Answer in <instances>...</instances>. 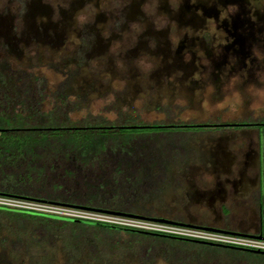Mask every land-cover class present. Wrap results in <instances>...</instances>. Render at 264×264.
<instances>
[{"label":"rangeland","instance_id":"rangeland-1","mask_svg":"<svg viewBox=\"0 0 264 264\" xmlns=\"http://www.w3.org/2000/svg\"><path fill=\"white\" fill-rule=\"evenodd\" d=\"M175 3V0H0V60L36 75V80L29 82L30 93L36 98L40 87L42 109L52 107L54 91L65 80L67 99L75 101L66 104L65 113L72 119L97 114L113 119L120 112L130 116L120 120L122 123L143 124L159 119L177 124L126 127L123 132H113L115 140L100 154L105 163L99 171L104 168L102 173L107 174L112 170L107 163L119 153L123 156L124 175L134 174L128 166L131 158H149L157 165L158 181H150L143 191L114 175L118 182L125 183V193L137 195L143 199L144 207L149 205L155 212L148 216L172 219L174 214L182 215V221L194 223L198 217L209 218L206 193L218 183L229 192L226 197L231 211H235L227 217L229 226L257 233L254 231L259 223L257 204L264 228V124L235 128L185 126L181 121L195 122L209 117L208 121L216 122L219 117L240 115L233 120L263 122L264 88H250L241 99L233 87L223 90L212 84L194 86L189 80L191 75L181 77L180 67L173 61L176 56L173 23L181 20L177 18ZM164 40L165 46L161 45ZM256 129L261 139L259 146ZM79 151L88 152L85 148ZM257 157L260 185L254 191ZM230 161H233L231 173L215 177L214 172L228 166ZM63 162L51 156L41 176L46 179L54 175L64 183L71 182V178L77 183V177L86 174L84 168L89 166L77 161ZM240 163L241 201H238L231 194L230 182L236 179ZM134 212L145 215L140 209ZM191 216L195 219L189 220ZM215 224L211 225L222 227ZM89 232L81 227H47L25 219L11 220L0 213V264H202L196 256H207V264H248V260L261 264L259 259L241 260V256L228 261L217 257L212 248L193 247L191 252V243L171 248L160 242L130 239L125 233L111 235L113 247L96 241L95 250L81 249L83 257L72 253L68 249L70 241L86 247L83 238ZM70 252L74 254L72 259ZM93 252L99 256L97 260L90 258ZM215 258L220 259L213 263Z\"/></svg>","mask_w":264,"mask_h":264},{"label":"trees","instance_id":"trees-1","mask_svg":"<svg viewBox=\"0 0 264 264\" xmlns=\"http://www.w3.org/2000/svg\"><path fill=\"white\" fill-rule=\"evenodd\" d=\"M35 78H37L36 75L30 71L19 67L12 68L8 63L0 60V194L125 212H134L140 209L145 215L155 214L149 205L144 207L143 199L138 198L137 195L125 193V183L122 180L118 182L119 180L114 178V175L120 176L123 180H129L131 186L135 185L141 191L146 190L148 183L152 180L157 182L160 176V173L157 174L156 172L157 165L153 164L152 159L139 158L140 160H135L131 158L128 161V166L134 174L132 176L130 174L124 175L122 169L123 156L122 153H119L116 158L107 163L112 169L110 170L111 174H107L105 171L102 173L104 168L99 171V167L105 161L104 158L100 157V154L105 150L108 143L115 140L113 132H123L122 130L126 128L117 125H127L121 121L129 115L118 112L113 119L104 118L99 114L80 119L70 118L65 113L67 111L66 104L70 102L67 99L68 91L65 80L54 91L55 97L52 107L42 109L39 107V97L42 94L40 87L37 88L36 98L30 93L29 82ZM74 102L70 103L73 104ZM181 122L185 126L194 125L192 124L194 121L182 120ZM170 123L155 119L146 121L143 123L145 126L139 127L177 126L175 123ZM260 124H264V122ZM260 143L261 139L258 137L257 145L259 146ZM82 148L87 149L88 152H80L79 150ZM74 149L79 150L69 152V150L74 151ZM53 155L58 161H64L63 163L68 161L70 163L74 161L80 164L88 163L89 166L84 168L86 174L77 177V183L74 182L75 179L73 178V180L70 178L71 182L64 183L54 175L44 179L41 176L43 169L47 167V162ZM68 168L67 166V170H70ZM109 175L112 176L109 177ZM109 179L111 182L108 181ZM258 209L260 211V206ZM0 213L8 216L11 220H30L40 226L81 227L86 232L90 231L89 235L84 236L86 239L83 238L86 247L80 244L75 245L73 241L68 244V249L73 250L72 253H76V255L80 253L81 257H83L80 252L82 248L85 250L94 249L96 241H103L105 242L104 245L113 247V242L109 240L111 235L125 233L130 235V239H145L155 244L160 242L161 245L171 246V248L172 246L181 247L186 243L193 244L190 250L193 247L202 250L212 248L209 250L217 252V257L225 258L228 261H231L233 256H241V260L248 259V257L251 260L255 258L264 264V253L247 249L210 245L162 234L108 227L81 219L71 220L53 217L50 213L2 203H0ZM259 214V219H262L261 213ZM172 219L182 221L181 216L175 214ZM258 231L264 235V228L261 223ZM191 252L193 251L191 250ZM73 255L70 252L69 259H72ZM98 257L95 252L90 255L92 260H97ZM197 257L202 264H207L208 261L205 260L208 258L207 256ZM218 259L215 258L213 263L219 261ZM249 262L250 260H248V264H257L255 261Z\"/></svg>","mask_w":264,"mask_h":264},{"label":"flooded vegetation","instance_id":"flooded-vegetation-1","mask_svg":"<svg viewBox=\"0 0 264 264\" xmlns=\"http://www.w3.org/2000/svg\"><path fill=\"white\" fill-rule=\"evenodd\" d=\"M175 1L181 20L173 23L177 56L173 61L180 67L181 77L191 75L194 86L233 87L241 99L250 88H264V0ZM161 45H166L165 40ZM236 117L240 115L219 117L216 122L207 117L192 124L236 128L262 123L233 120ZM256 136L258 139L257 129Z\"/></svg>","mask_w":264,"mask_h":264},{"label":"built area","instance_id":"built-area-1","mask_svg":"<svg viewBox=\"0 0 264 264\" xmlns=\"http://www.w3.org/2000/svg\"><path fill=\"white\" fill-rule=\"evenodd\" d=\"M0 203L60 216L108 223L120 227L264 250V235L257 236L258 233L240 232L214 225H203L174 219H172L173 221L157 220L148 215H131L92 207L1 194Z\"/></svg>","mask_w":264,"mask_h":264},{"label":"crops","instance_id":"crops-1","mask_svg":"<svg viewBox=\"0 0 264 264\" xmlns=\"http://www.w3.org/2000/svg\"><path fill=\"white\" fill-rule=\"evenodd\" d=\"M232 162L230 161L228 163V166L223 167L218 172H214L215 177L218 178L219 174H223V175L228 174L229 175V173H231V164H232ZM257 165H258V157H257V164H256L257 182H256V186H255L256 190H254V191H257V189H258V187L260 185V175L258 173ZM243 166H244V168L246 167L245 165H243ZM230 183H231L230 184L231 194L233 196H235L238 201H241V163H240V168H239V171L237 173L236 179L232 180ZM222 186L223 185H218V183H214L213 187L210 188L211 191L206 193L205 205L207 207V210L211 213V217H209V218L198 217L199 219H198L197 223L203 224V225H211L213 223H216L215 225L221 224L222 227H224L226 229L236 230V231H240V232L241 231L253 232V230H249L248 228L241 229V227H230L229 226L230 223L227 220V217L232 212L231 208H230L229 199L226 197L229 194V192L225 188H223ZM252 190L253 189H251L250 191H252ZM244 193L245 194L248 193V190L246 192H244ZM232 199H235V198H232ZM234 212H232V213H234ZM257 213H258V217H259L260 214H259L258 206H257ZM238 214L241 215L240 212H238ZM181 219H184L182 217V215H181ZM188 219L189 220H193L195 218H193L191 216ZM259 228H260V219H259L258 226L255 228L254 231L259 233V231H258Z\"/></svg>","mask_w":264,"mask_h":264},{"label":"water","instance_id":"water-1","mask_svg":"<svg viewBox=\"0 0 264 264\" xmlns=\"http://www.w3.org/2000/svg\"><path fill=\"white\" fill-rule=\"evenodd\" d=\"M117 126L118 127H139V126H145V124H127V125H117ZM85 207H87V206H85ZM92 208L102 209V210L112 211V212H117V213H127V214H131V215H140V214L133 213V212H125V211L114 210V209L97 208V207H92ZM50 215L53 216V217H59V218H62L63 217V218L71 219V220H78V218H73V217L60 216V215H56V214H50ZM150 217L151 218H154V219H157V220L173 221L172 219H169V218H166V217H162V216H150ZM90 222L91 223H94V224H98V225L108 226V227H115V228H120V229H128V230H133V231H139V232H142V233L161 234V233H156V232H151V231H145V230H139V229H133V228H126V227H120V226H116V225H112V224H108V223H102V222H96V221H90ZM162 235H166V234H162ZM167 236H171V237H175V238H181V239H188V240H191V241H195V242H199V243H204V244H210V245H225V246L239 248V249H247V250H251V251H254V252H258V253H264V250H259V249H250V248H244V247H239V246H231V245H227V244H220V243L206 241V240L192 239V238H184V237L173 236V235H167ZM257 236H261V234L258 233Z\"/></svg>","mask_w":264,"mask_h":264}]
</instances>
